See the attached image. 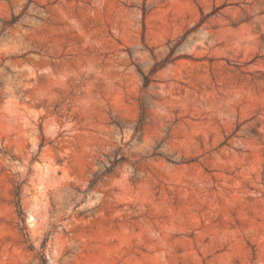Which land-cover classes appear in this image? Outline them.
<instances>
[{
	"label": "rangeland",
	"instance_id": "rangeland-1",
	"mask_svg": "<svg viewBox=\"0 0 264 264\" xmlns=\"http://www.w3.org/2000/svg\"><path fill=\"white\" fill-rule=\"evenodd\" d=\"M0 264H264V0H0Z\"/></svg>",
	"mask_w": 264,
	"mask_h": 264
},
{
	"label": "trees",
	"instance_id": "trees-1",
	"mask_svg": "<svg viewBox=\"0 0 264 264\" xmlns=\"http://www.w3.org/2000/svg\"><path fill=\"white\" fill-rule=\"evenodd\" d=\"M149 81H150L149 78L147 76H144V85L148 84ZM141 122H142V119H140L139 123H141ZM112 165H113V163H111V166ZM109 171H110V167H106L105 170H104V172H109ZM98 178H99V175H95V177H94L92 182H96L98 180Z\"/></svg>",
	"mask_w": 264,
	"mask_h": 264
}]
</instances>
